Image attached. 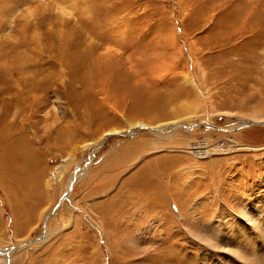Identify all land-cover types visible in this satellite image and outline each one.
Masks as SVG:
<instances>
[{"label":"rangeland","instance_id":"obj_1","mask_svg":"<svg viewBox=\"0 0 264 264\" xmlns=\"http://www.w3.org/2000/svg\"><path fill=\"white\" fill-rule=\"evenodd\" d=\"M260 110L264 0H0V264H235Z\"/></svg>","mask_w":264,"mask_h":264},{"label":"bare ground","instance_id":"obj_2","mask_svg":"<svg viewBox=\"0 0 264 264\" xmlns=\"http://www.w3.org/2000/svg\"><path fill=\"white\" fill-rule=\"evenodd\" d=\"M248 117L250 118L252 122L245 123L240 128H245V127L249 128V127H252L256 123L264 124V111L263 110L257 111L255 112V114H251ZM204 124L205 126H209V125H206V123ZM263 124H258V125H263ZM130 126L131 127H134V126L142 127L144 126V124L137 123L135 125L131 124ZM181 126H183L184 128L190 127L186 125H180V127ZM171 127H174V126L172 125ZM171 127L168 128V130L175 129ZM150 130L154 131L155 133L157 131L154 129H150ZM112 133L113 134L117 133V131L115 130V131L110 132L109 134H106L102 142L106 140L107 137L111 135ZM212 152L213 151L206 150L204 154L207 157H209L210 154H212ZM66 162L70 163L69 160H66ZM56 169L57 171H59L61 170V167H57ZM262 202H264L263 199L261 200L256 199L255 203L251 205L252 208L254 209V212H251L250 214L247 210H245V208L243 209L244 210L243 212L245 213V218H246L245 222L247 223L245 226L228 225L227 227H219L218 225L212 224L207 227H204L203 230H199L198 232L192 231L190 232L191 233L190 235L195 237L201 244L206 245L207 247H210L215 250L225 251L226 253H228L229 256L232 257V259L235 261L234 262L235 264H264V204ZM257 203L259 204L258 207L255 206V204ZM255 211H257L258 213H255ZM143 239L144 238L141 237L140 240H143ZM9 255H7V257ZM211 257H209L208 255L204 256L203 263L213 264L214 259Z\"/></svg>","mask_w":264,"mask_h":264},{"label":"water","instance_id":"obj_3","mask_svg":"<svg viewBox=\"0 0 264 264\" xmlns=\"http://www.w3.org/2000/svg\"><path fill=\"white\" fill-rule=\"evenodd\" d=\"M183 127V126H182Z\"/></svg>","mask_w":264,"mask_h":264}]
</instances>
